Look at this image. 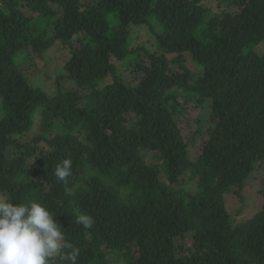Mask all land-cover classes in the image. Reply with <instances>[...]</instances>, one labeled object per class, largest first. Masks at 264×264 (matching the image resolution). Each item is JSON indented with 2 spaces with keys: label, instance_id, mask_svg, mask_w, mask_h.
Returning <instances> with one entry per match:
<instances>
[{
  "label": "trees",
  "instance_id": "1",
  "mask_svg": "<svg viewBox=\"0 0 264 264\" xmlns=\"http://www.w3.org/2000/svg\"><path fill=\"white\" fill-rule=\"evenodd\" d=\"M143 26L153 49L134 45ZM28 54L55 59L53 91L30 81ZM188 100L204 110L196 156L177 118ZM263 163L264 0H0L7 261L38 229L60 244L22 264H264V204L239 222L226 205Z\"/></svg>",
  "mask_w": 264,
  "mask_h": 264
},
{
  "label": "rangeland",
  "instance_id": "2",
  "mask_svg": "<svg viewBox=\"0 0 264 264\" xmlns=\"http://www.w3.org/2000/svg\"><path fill=\"white\" fill-rule=\"evenodd\" d=\"M25 13L30 15L31 9L28 5L24 4L20 6ZM213 7L217 9L216 4ZM111 28L118 23L117 15L111 13L108 15ZM132 34L135 37L134 45L143 44L147 48L153 49L155 46L153 36L147 29V27H137L132 30ZM57 54L61 53L56 51ZM29 58L26 59L25 64H23L24 71L29 77L30 81L36 85H39L42 89L47 91H53L55 88V83L47 80V76L50 73H54L57 69L58 64L53 60L48 67L42 66V60L36 57L35 54H28ZM27 56V55H26ZM143 57V54L141 55ZM37 61L41 66L40 70H35L33 62ZM48 71L47 73H45ZM55 75V74H54ZM64 85V84H63ZM47 87V88H46ZM186 110L184 113L177 114V118L181 129L189 143L191 154L196 156L199 154L201 146H203L205 139L207 138L206 133L201 129L200 122L197 121V116L201 110L200 106H196L194 101L188 100L185 103ZM204 110H201L203 112ZM143 154L152 162L160 164L154 158V156H159V153L153 150H144ZM193 188L195 183L191 182L189 184ZM264 187V163L258 164L250 176L247 184L244 186L240 194L237 193L236 188H232L231 191L226 194V205L229 212L232 215L234 222H239L246 220L260 210L264 204V193L262 188ZM32 243L28 247L26 255L7 261V257L0 253V264H22L25 258H31L33 256L40 255L44 252V247L49 245L51 247H57L60 243L54 235L46 233L43 230L34 229L31 233ZM192 244V237L187 234L185 237L178 239L177 241V253L183 254L187 253L189 247ZM136 247H134L135 250ZM136 251V250H135ZM113 264H124L121 260L116 261Z\"/></svg>",
  "mask_w": 264,
  "mask_h": 264
}]
</instances>
